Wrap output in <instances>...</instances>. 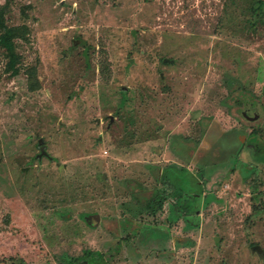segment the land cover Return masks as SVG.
<instances>
[{
  "label": "rangeland",
  "instance_id": "374dc122",
  "mask_svg": "<svg viewBox=\"0 0 264 264\" xmlns=\"http://www.w3.org/2000/svg\"><path fill=\"white\" fill-rule=\"evenodd\" d=\"M0 37V264H264V0H0Z\"/></svg>",
  "mask_w": 264,
  "mask_h": 264
},
{
  "label": "water",
  "instance_id": "95a60500",
  "mask_svg": "<svg viewBox=\"0 0 264 264\" xmlns=\"http://www.w3.org/2000/svg\"><path fill=\"white\" fill-rule=\"evenodd\" d=\"M165 61H167V59H165ZM199 113H197V115H198ZM196 115V116H197ZM39 145H40V150H41V152L37 155V158L38 159H41L42 157H44V156H46V157H49V158H51V156L49 155V153H48V151L46 150V148H45V142H44V139L43 138H41V139H39ZM93 221L96 223V224H98L99 223V218L98 217H96L95 219H93ZM253 250L254 251H260L261 250V247L260 246H254L253 247Z\"/></svg>",
  "mask_w": 264,
  "mask_h": 264
},
{
  "label": "crops",
  "instance_id": "0c3cea01",
  "mask_svg": "<svg viewBox=\"0 0 264 264\" xmlns=\"http://www.w3.org/2000/svg\"><path fill=\"white\" fill-rule=\"evenodd\" d=\"M173 216H177V213L175 214H173ZM179 216L181 217V215L179 214ZM198 217L200 216V215H197ZM196 216V217H197ZM189 217H191L190 215H184L182 218H184V221H185V223H186V228H187V230L188 231H191V232H193V233H195V229H197V228H199L200 227V219L198 218V220H199V222L195 225H193V226H190L189 225V222H188V220L187 219H189ZM190 232V233H191ZM192 240H193V242H194V239L192 238ZM188 243V242H187ZM191 244V243H190Z\"/></svg>",
  "mask_w": 264,
  "mask_h": 264
},
{
  "label": "trees",
  "instance_id": "16d2710c",
  "mask_svg": "<svg viewBox=\"0 0 264 264\" xmlns=\"http://www.w3.org/2000/svg\"><path fill=\"white\" fill-rule=\"evenodd\" d=\"M11 29H9L8 31H10ZM0 42L1 43H7L8 41H7V39L5 38V37H0ZM222 145H224V147L226 146V147H231V146H233L232 145V141H231V139H227V138H225L224 139V141L222 142ZM239 154V153H238ZM237 154V155H238ZM180 241H181V239H179ZM186 241L188 242V243H193V240L192 239H190V238H187L186 239ZM95 257H99V255L98 254H95L94 255Z\"/></svg>",
  "mask_w": 264,
  "mask_h": 264
}]
</instances>
